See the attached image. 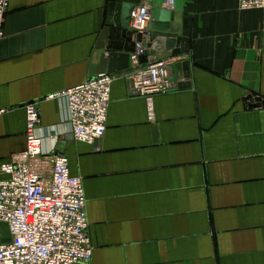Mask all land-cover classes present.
<instances>
[{"label": "crops", "instance_id": "0c3cea01", "mask_svg": "<svg viewBox=\"0 0 264 264\" xmlns=\"http://www.w3.org/2000/svg\"><path fill=\"white\" fill-rule=\"evenodd\" d=\"M112 3L179 17L184 52L165 59L174 86L154 98L153 121L125 77L132 31L110 21ZM3 28L0 180L38 101L45 150L64 154L84 186L91 264H264V106L249 99L264 101L263 11L239 0H10ZM99 74L114 81L96 152L48 97Z\"/></svg>", "mask_w": 264, "mask_h": 264}, {"label": "built area", "instance_id": "2783aa9c", "mask_svg": "<svg viewBox=\"0 0 264 264\" xmlns=\"http://www.w3.org/2000/svg\"><path fill=\"white\" fill-rule=\"evenodd\" d=\"M10 0H0V44ZM172 7L173 0H165ZM241 11L261 10L264 0H239ZM133 67L126 74L130 89L146 99L149 119L155 118L154 98L174 86L172 63L152 60L153 17L149 5L135 7L129 18ZM114 78L99 74L80 85L49 96L62 105V119L74 140L97 146L107 129ZM26 148L2 164L7 178L0 180V223L7 225L11 241L0 244V264H91L86 195L82 180L70 173L68 158L44 148L40 136L39 102L26 105ZM1 113V112H0Z\"/></svg>", "mask_w": 264, "mask_h": 264}, {"label": "water", "instance_id": "95a60500", "mask_svg": "<svg viewBox=\"0 0 264 264\" xmlns=\"http://www.w3.org/2000/svg\"><path fill=\"white\" fill-rule=\"evenodd\" d=\"M131 6H120L112 3L110 5L109 15L114 17L110 21L117 25L129 27L128 19L130 17ZM153 27L152 30L156 34V51H162V54L158 56L159 60H165L169 58H175L180 56L184 51L180 50L179 45L183 41L184 45L186 40H182L179 35V17L170 10L157 9L152 14ZM251 103L255 105L264 106V101L261 98H249ZM0 231L3 235L0 236V244L9 243L11 241L8 227L5 224L0 223Z\"/></svg>", "mask_w": 264, "mask_h": 264}]
</instances>
